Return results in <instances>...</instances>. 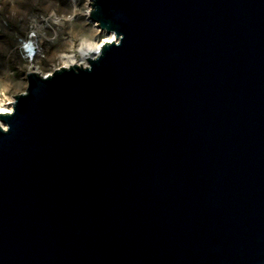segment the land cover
Returning <instances> with one entry per match:
<instances>
[{"label":"water","instance_id":"95a60500","mask_svg":"<svg viewBox=\"0 0 264 264\" xmlns=\"http://www.w3.org/2000/svg\"><path fill=\"white\" fill-rule=\"evenodd\" d=\"M96 7L121 45L0 117V264H264V0Z\"/></svg>","mask_w":264,"mask_h":264},{"label":"clouds","instance_id":"9594fccd","mask_svg":"<svg viewBox=\"0 0 264 264\" xmlns=\"http://www.w3.org/2000/svg\"><path fill=\"white\" fill-rule=\"evenodd\" d=\"M97 11L96 0H0V117L15 114L31 75L91 71L106 47L121 45L122 34L91 20ZM10 130L0 121V132Z\"/></svg>","mask_w":264,"mask_h":264},{"label":"bare ground","instance_id":"6f19581e","mask_svg":"<svg viewBox=\"0 0 264 264\" xmlns=\"http://www.w3.org/2000/svg\"><path fill=\"white\" fill-rule=\"evenodd\" d=\"M91 20H92L93 22H97V21L93 20L92 17H91ZM98 26H99V24H98Z\"/></svg>","mask_w":264,"mask_h":264}]
</instances>
